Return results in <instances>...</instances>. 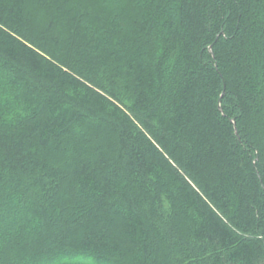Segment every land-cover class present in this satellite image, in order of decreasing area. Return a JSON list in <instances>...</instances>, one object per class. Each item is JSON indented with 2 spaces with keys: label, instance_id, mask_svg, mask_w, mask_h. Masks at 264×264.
<instances>
[{
  "label": "trees",
  "instance_id": "trees-1",
  "mask_svg": "<svg viewBox=\"0 0 264 264\" xmlns=\"http://www.w3.org/2000/svg\"><path fill=\"white\" fill-rule=\"evenodd\" d=\"M0 264H264V0H0Z\"/></svg>",
  "mask_w": 264,
  "mask_h": 264
},
{
  "label": "rangeland",
  "instance_id": "rangeland-1",
  "mask_svg": "<svg viewBox=\"0 0 264 264\" xmlns=\"http://www.w3.org/2000/svg\"><path fill=\"white\" fill-rule=\"evenodd\" d=\"M31 12H34V18H35V20H37V18H39V16H38V13H39L38 10L37 9H34V10H31Z\"/></svg>",
  "mask_w": 264,
  "mask_h": 264
}]
</instances>
